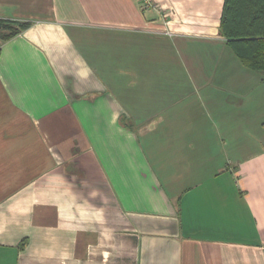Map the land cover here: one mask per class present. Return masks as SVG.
Segmentation results:
<instances>
[{
    "label": "crops",
    "instance_id": "1",
    "mask_svg": "<svg viewBox=\"0 0 264 264\" xmlns=\"http://www.w3.org/2000/svg\"><path fill=\"white\" fill-rule=\"evenodd\" d=\"M152 1L0 0V264H264V73Z\"/></svg>",
    "mask_w": 264,
    "mask_h": 264
},
{
    "label": "trees",
    "instance_id": "2",
    "mask_svg": "<svg viewBox=\"0 0 264 264\" xmlns=\"http://www.w3.org/2000/svg\"><path fill=\"white\" fill-rule=\"evenodd\" d=\"M30 24L0 18V47ZM219 34L243 66L264 73V0H223Z\"/></svg>",
    "mask_w": 264,
    "mask_h": 264
},
{
    "label": "built area",
    "instance_id": "3",
    "mask_svg": "<svg viewBox=\"0 0 264 264\" xmlns=\"http://www.w3.org/2000/svg\"><path fill=\"white\" fill-rule=\"evenodd\" d=\"M141 2V8L142 9H148V8H154V2L152 0H140Z\"/></svg>",
    "mask_w": 264,
    "mask_h": 264
}]
</instances>
